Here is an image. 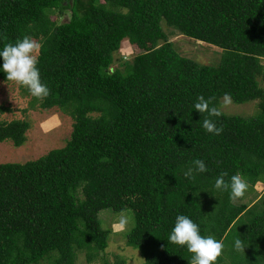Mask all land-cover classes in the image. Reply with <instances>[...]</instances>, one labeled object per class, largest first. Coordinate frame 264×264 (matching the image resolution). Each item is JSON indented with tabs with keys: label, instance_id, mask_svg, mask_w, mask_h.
<instances>
[{
	"label": "trees",
	"instance_id": "trees-1",
	"mask_svg": "<svg viewBox=\"0 0 264 264\" xmlns=\"http://www.w3.org/2000/svg\"><path fill=\"white\" fill-rule=\"evenodd\" d=\"M162 22L220 48L219 63L181 55ZM24 36L42 45L37 66L50 89L29 107H56L73 123L64 146L0 163V264H77L80 251L93 263L108 247L104 209L133 212L126 244L143 264H191L168 240L179 214L231 245L215 264H264V195L251 205L214 188L222 173L264 183V0H0V47ZM125 39L143 49L131 61L115 58ZM226 94L257 100V113L223 112ZM201 95L222 113L212 117L220 135L193 109ZM29 127L0 119V143L22 146ZM196 159L208 171L185 177Z\"/></svg>",
	"mask_w": 264,
	"mask_h": 264
},
{
	"label": "rangeland",
	"instance_id": "rangeland-1",
	"mask_svg": "<svg viewBox=\"0 0 264 264\" xmlns=\"http://www.w3.org/2000/svg\"><path fill=\"white\" fill-rule=\"evenodd\" d=\"M52 18L60 23L65 15L52 14ZM162 27L168 36V40L181 55L189 57L201 64L217 65L222 50L216 46L195 40L175 31L172 27L162 22ZM37 44L36 39H32ZM143 52L136 45L126 39L123 40L121 49L115 53L123 61H131L134 56ZM39 49L36 52L38 55ZM123 61H115L114 67L123 69L120 64ZM264 62V60H263ZM31 95L27 88L21 87L14 81L0 80V105L9 107L10 110L0 114L1 120L11 121L14 119H26L30 127L26 132V142L16 147L12 141L6 140L0 143V163L16 162L24 163L37 159L51 149L65 145L69 138L73 120L66 114L60 112L56 107L42 109L37 105L33 109L29 106ZM220 108L227 114L253 116L257 113V100L242 104H236L232 100L223 97L220 101ZM264 195V183L257 182L253 187L247 188L244 194V202L254 204ZM102 228L110 229L108 247L101 252L99 257L90 263L87 261L85 251H80L76 260L77 264H115L117 260H124L125 264H143L145 262L140 251L126 244V233L128 228L134 224L133 212H113L111 209H104L99 214ZM121 218H126L127 223L121 224ZM231 245H224L225 254L229 255ZM225 258V256H224ZM48 264V263H43Z\"/></svg>",
	"mask_w": 264,
	"mask_h": 264
},
{
	"label": "clouds",
	"instance_id": "clouds-1",
	"mask_svg": "<svg viewBox=\"0 0 264 264\" xmlns=\"http://www.w3.org/2000/svg\"><path fill=\"white\" fill-rule=\"evenodd\" d=\"M42 45L37 44L28 36H24L14 43H6L0 47V72L4 73L6 79L14 81L21 87L27 88L32 97L43 99L50 94L48 86L42 82L40 70L38 68L37 50ZM226 99L230 102V97L226 94ZM199 114L207 113L203 120L202 127L209 133L220 135L223 129L217 127L212 117L222 115L221 111L212 104L211 99L199 96L193 105ZM207 166L203 160L193 161V167L185 171V177L192 178L194 173L207 172ZM227 173H222L216 180L214 188L218 191H227L230 188V198L237 199L243 197L248 188L247 181L239 174L233 175L230 182H226L224 177ZM121 224L127 223L126 218H121ZM168 240L170 243L186 247L192 254L191 264H215L217 258L222 254L224 244L213 236H203L200 228L191 218L179 214L175 218V223L171 229ZM244 245L241 239H235L233 248L237 252H244Z\"/></svg>",
	"mask_w": 264,
	"mask_h": 264
}]
</instances>
